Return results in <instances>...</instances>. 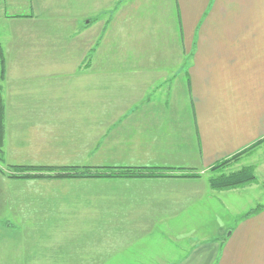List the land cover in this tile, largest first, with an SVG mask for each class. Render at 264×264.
Masks as SVG:
<instances>
[{
  "label": "crops",
  "instance_id": "1",
  "mask_svg": "<svg viewBox=\"0 0 264 264\" xmlns=\"http://www.w3.org/2000/svg\"><path fill=\"white\" fill-rule=\"evenodd\" d=\"M7 1L16 4L0 8ZM17 2L26 15L0 14L6 165L201 176H0V264H264V209L246 215L264 202L235 208L250 184L207 182L211 166L252 145L225 173H264V0ZM220 208L227 219L212 226L222 235L195 238Z\"/></svg>",
  "mask_w": 264,
  "mask_h": 264
},
{
  "label": "trees",
  "instance_id": "2",
  "mask_svg": "<svg viewBox=\"0 0 264 264\" xmlns=\"http://www.w3.org/2000/svg\"><path fill=\"white\" fill-rule=\"evenodd\" d=\"M90 55L86 59L90 63ZM5 61L0 48V81L4 79ZM5 138V107L0 84V159ZM256 145L234 156L215 163L208 169L207 179L210 189L216 191L236 189L255 181L253 169L244 167L237 171L225 173V170L237 161L244 153L251 151ZM1 174L12 180H74V179H154V178H199L201 175L192 170H168L141 167H94V166H15L7 165L6 172ZM264 209V206L251 211Z\"/></svg>",
  "mask_w": 264,
  "mask_h": 264
},
{
  "label": "rangeland",
  "instance_id": "3",
  "mask_svg": "<svg viewBox=\"0 0 264 264\" xmlns=\"http://www.w3.org/2000/svg\"><path fill=\"white\" fill-rule=\"evenodd\" d=\"M14 1L16 4H13V5H10L9 2L7 1V6L5 7H1L0 8V11L2 14L3 12L7 15H26L29 10L27 8H25L24 6H22V3L21 4H18L17 0H12ZM57 2H59V0H57ZM1 17V15H0ZM5 107V105H4ZM5 132H6V121H5ZM5 139V138H4ZM3 152V151H2ZM259 156L260 154L257 152L255 153L253 156H252V159H255V157L257 159H259ZM6 164L4 163L3 161V158L0 159V170L2 172H6ZM254 175H255V181L250 184L251 186H248L246 188H244V190H241L243 194V197H240L241 201H237V203H235V208H237L238 206V202H240L239 206L241 205V207H244L246 206L247 209L250 208L251 206H254V204L256 202H258L257 200L259 199L261 202H264V187H263V180H264V173H255L254 172ZM0 176H4L3 174H1L0 172ZM6 177V176H4ZM9 179V178H8ZM8 190H10L8 188ZM30 191V189H28ZM39 189H31V191H38ZM9 192V191H8ZM245 202L246 204L243 206V202ZM251 202V203H250ZM253 204V205H252ZM240 208V207H238ZM226 210L225 209H222L220 208V210H218L215 214H211L207 219L205 220H202L201 222L199 221V224H198V232L194 235L195 238H199V240L201 239H210V238H214L218 235H222L221 232H219V230L216 231V228H214L212 225H215V226H218L219 224H223V220H226ZM231 213V212H230ZM17 232V231H15ZM19 233V232H17ZM22 234V238L23 240H36V241H39L40 243H46L47 240H55V241H62L64 243H74V242H78L76 241L77 240V235H70V236H61V235H58L56 233H51L49 236H48V233H21ZM13 236H11L10 238L12 239H20V238H16L15 237V234H13ZM33 237H32V236ZM157 235V234H155ZM37 236V237H36ZM172 236L175 237L176 234L175 233H172ZM156 237V236H155ZM69 239V240H68ZM72 240V241H70ZM101 241H104V240H101ZM140 241H143L142 240H136L135 242L139 243ZM148 241V242H147ZM97 242H100L97 241ZM153 243V245H157L158 246H165V245H168L166 243H169L168 240L166 239L165 241H161L160 239H154V240H145V243ZM186 243V241H184V244ZM45 251H48L47 249H45ZM129 257V255L127 256V258ZM115 259H123L122 258H115ZM146 260V258L144 259ZM128 261L132 262V258L129 259ZM118 264H123V263H118ZM128 264H131V263H128ZM144 264H152V263H144Z\"/></svg>",
  "mask_w": 264,
  "mask_h": 264
}]
</instances>
